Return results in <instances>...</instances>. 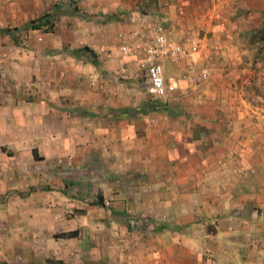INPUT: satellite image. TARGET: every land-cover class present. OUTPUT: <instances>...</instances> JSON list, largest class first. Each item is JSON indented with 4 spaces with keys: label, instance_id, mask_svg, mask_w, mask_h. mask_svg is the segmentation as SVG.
<instances>
[{
    "label": "crops",
    "instance_id": "crops-1",
    "mask_svg": "<svg viewBox=\"0 0 264 264\" xmlns=\"http://www.w3.org/2000/svg\"><path fill=\"white\" fill-rule=\"evenodd\" d=\"M173 1L145 22L160 21L174 42L190 36L199 44L189 59H163L175 86L163 107L138 108L146 105L132 82L140 63L115 57L125 40L126 49L137 41L140 59L153 38L152 28L140 27L138 0L72 3L81 15L66 1L55 5V33L89 48L96 60L82 63L84 85L98 87L28 98L23 82L0 77V164L6 187L27 189L6 202L20 229L10 242L24 264L33 257L37 264H264V109L252 104L264 92L255 98L238 89L236 71L246 69L241 57L250 47L239 38L249 44L263 24L264 0H237L244 10L213 24L197 16L194 0H176L184 16L174 14ZM11 65L0 54V69ZM58 132L78 149L72 163L82 171L52 175L43 189L41 163ZM98 195L102 204H94Z\"/></svg>",
    "mask_w": 264,
    "mask_h": 264
},
{
    "label": "rangeland",
    "instance_id": "rangeland-1",
    "mask_svg": "<svg viewBox=\"0 0 264 264\" xmlns=\"http://www.w3.org/2000/svg\"><path fill=\"white\" fill-rule=\"evenodd\" d=\"M63 1L67 0H0V27H9L13 31V36L0 35V47L3 50L5 49L0 54H3L12 64L5 69H0V77L11 76L19 79L25 84V93L28 98H32L33 94H40V92L47 95L50 93L60 95L81 93L84 86L98 87L100 85L99 83L96 84V82L94 85L90 81L89 84L84 85L87 73L84 72L82 63L96 60L92 53L87 50H81V47L64 44L59 35L55 33L53 26L40 25L37 28L31 27L33 20L40 18L46 13H54L56 15L55 5L61 4ZM79 1L73 0V2ZM212 1L194 0L193 5L194 8H198L197 16L204 18V20H209L211 24L221 21L225 16L233 17L240 10H244L239 7L237 0L230 1V4H225L223 0H220L217 4ZM173 2L174 14L184 16L185 12L179 10L176 0ZM148 3H152L151 6H147L146 4ZM169 4L170 0H138L136 9L142 15H151L152 21H155L153 12H157L159 15L164 13L167 9L169 10ZM251 4L256 6L258 2L251 0ZM216 11L221 14V18L218 20L213 18V14ZM141 14H138L140 27L142 29L151 28L149 25L144 28L142 21H140ZM262 18L264 20V12H262ZM98 20H103V18ZM158 22L160 23V21ZM197 27L195 26V28ZM198 32L200 35L205 31L199 27ZM253 35L249 36V44L245 41L246 38L242 39V36L239 38L241 47H244L243 49L249 45L250 47L241 57V60L245 62L246 69L243 68L244 71H242V67H240L236 71H238V89L244 87V90L250 96L253 95L256 98V94L259 91L264 92V35H259V33H254ZM145 36L146 34L144 33L141 38L147 39V36ZM128 41L130 40L128 39ZM243 43L246 46H243ZM96 57L99 60V56L97 55ZM115 57L127 64L133 63V66L134 64L136 66L138 61H141L137 54L128 51L120 52ZM251 62L258 63L255 70H249V68L252 69L255 66L251 65ZM123 73L124 71H122V75ZM133 73L132 82L135 95L143 98V102L146 100L145 104H154L147 93L148 82L145 67L139 64L138 67H135ZM129 78L122 77L121 80H129ZM244 79H248L250 83H241ZM36 83L40 84L35 85ZM34 88L37 90L35 91ZM156 102V106L159 107H163L165 104L162 98L156 100ZM252 104L264 109V100L255 99ZM144 106L139 105L138 108L143 107L144 109ZM64 137V134L58 132L57 138L59 141L57 147L55 149L50 146L46 147L48 148L47 158L41 163V173L43 174L41 184L43 189L50 188L52 175H58V178H60L59 176L61 175L75 173L79 169L72 163V156L77 153L78 149L71 143H67ZM3 168L2 164H0V264H24L19 256L21 253L19 246L10 242L11 238L16 240L19 237L20 229L18 223H15L17 220H15L16 216H14L13 220L15 221L13 223L9 222L11 215L6 202L8 195H14V193L22 195L27 192V189H10L6 187L8 177ZM78 171H82L81 166ZM89 199L96 200L92 197ZM31 260L28 264H37V259L33 257Z\"/></svg>",
    "mask_w": 264,
    "mask_h": 264
},
{
    "label": "built area",
    "instance_id": "built-area-1",
    "mask_svg": "<svg viewBox=\"0 0 264 264\" xmlns=\"http://www.w3.org/2000/svg\"><path fill=\"white\" fill-rule=\"evenodd\" d=\"M219 1L220 0H213L212 2L217 4ZM145 18L150 19V15H142L140 18V21H142L141 23L149 25L145 22ZM213 18L218 20L221 18V14L216 11L213 14ZM151 28L154 30L153 38L149 43L146 42L141 46L143 55L139 63L146 69V78L148 82L147 93L152 101H156L173 93L175 90V86L168 82L164 76L163 59L165 57L172 61H176L177 59H189L196 53L199 43L195 40L193 41L190 36H185L180 42L170 40L164 33L161 23ZM138 33L137 30H134V37ZM137 39L136 37L135 40ZM126 45L127 43L124 41L122 49L125 50V52L128 51L134 54L137 52L138 46H140L137 44V41H134L133 47L131 46L129 49H126ZM203 76L205 77L206 73H203Z\"/></svg>",
    "mask_w": 264,
    "mask_h": 264
},
{
    "label": "trees",
    "instance_id": "trees-1",
    "mask_svg": "<svg viewBox=\"0 0 264 264\" xmlns=\"http://www.w3.org/2000/svg\"><path fill=\"white\" fill-rule=\"evenodd\" d=\"M66 3H67V5L70 7V8H72L74 11H76L75 13L76 14H78V15H81L82 14V12L80 11V9H79V7L76 5V4H74L73 6H71L72 5V3H74L73 2V0H67L66 1ZM54 19H55V15H54V13H51V14H48V13H46V14H44V15H42L40 18H38V19H36V20H33L31 23V27H33V28H37V27H40V25H48V26H52L53 25V21H54ZM10 31H11V29L10 28H0V33H7V34H11L10 33ZM255 33H259V35L261 34H263L264 35V21H263V24H262V26L261 27H258L257 29H256V32ZM254 36V35H253ZM263 38V37H262ZM81 50H87V51H89V48L87 47V46H84V47H81L80 48ZM91 53V52H90ZM154 102V104H151V103H149V104H146L145 106H144V109L145 110H147V109H149V108H151V109H153V108H155V106H156V101H153ZM102 204V200H101V196L100 195H98V202H95L94 204ZM60 236H64V237H73V236H76L77 235V231L76 230H74V231H69V232H63V233H61V234H59ZM46 264H66V263H64L63 261H61V260H52V259H46Z\"/></svg>",
    "mask_w": 264,
    "mask_h": 264
}]
</instances>
